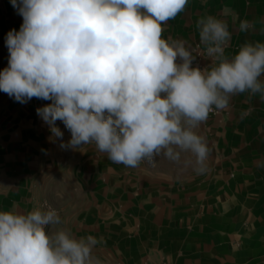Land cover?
Segmentation results:
<instances>
[{
  "label": "clouds",
  "instance_id": "9594fccd",
  "mask_svg": "<svg viewBox=\"0 0 264 264\" xmlns=\"http://www.w3.org/2000/svg\"><path fill=\"white\" fill-rule=\"evenodd\" d=\"M22 16L9 31L8 66L0 91L16 102L51 101L36 113L61 148L95 144L113 163L155 167L163 157L207 171L210 148L197 129L210 112L229 107L232 96L264 100V43H245L229 58L231 40L222 17L198 21L210 65L182 40L163 37L165 25L189 0H11ZM239 31L254 25L240 20ZM61 121L71 133L65 144ZM189 157V158H186ZM57 209L0 211V264H102L94 254L103 238H77L60 227Z\"/></svg>",
  "mask_w": 264,
  "mask_h": 264
},
{
  "label": "crops",
  "instance_id": "0c3cea01",
  "mask_svg": "<svg viewBox=\"0 0 264 264\" xmlns=\"http://www.w3.org/2000/svg\"><path fill=\"white\" fill-rule=\"evenodd\" d=\"M225 7L238 17H227L232 36L226 56L233 57L245 43H264V0H189L185 11L167 22L163 37L184 41L194 56L201 55L203 66L210 65L197 21L206 15L225 18ZM240 20L253 29L240 32ZM22 23L11 0H0L1 39ZM2 56L0 71L8 66L9 52ZM49 103L32 98L21 104L4 95L0 211L57 209L60 227L77 238H103L94 249L102 264H264V100L259 94L232 96L228 108L216 110L197 129L210 148L202 174L163 157L155 167L146 162L126 167L95 144L61 148L36 113ZM56 124L66 144L71 133L61 121Z\"/></svg>",
  "mask_w": 264,
  "mask_h": 264
},
{
  "label": "rangeland",
  "instance_id": "374dc122",
  "mask_svg": "<svg viewBox=\"0 0 264 264\" xmlns=\"http://www.w3.org/2000/svg\"><path fill=\"white\" fill-rule=\"evenodd\" d=\"M3 42L5 43V41H3L1 39V31H0V69H2L4 66V60L2 59V57H3L2 55H3V53H6L8 51L6 45ZM4 95H5V93L0 92V104H1L2 100H4Z\"/></svg>",
  "mask_w": 264,
  "mask_h": 264
},
{
  "label": "built area",
  "instance_id": "2783aa9c",
  "mask_svg": "<svg viewBox=\"0 0 264 264\" xmlns=\"http://www.w3.org/2000/svg\"><path fill=\"white\" fill-rule=\"evenodd\" d=\"M196 57H197V58H196V60L193 62V66L199 64L201 67H204L203 64H202V57H201V55L197 54ZM216 113H217V112H216V110L214 109L212 112H210L209 116H210V115H215ZM46 206H48V205H44L45 210H46Z\"/></svg>",
  "mask_w": 264,
  "mask_h": 264
}]
</instances>
